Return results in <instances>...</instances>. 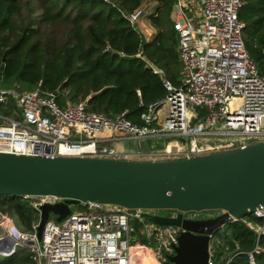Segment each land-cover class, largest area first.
<instances>
[{
  "label": "built area",
  "instance_id": "2783aa9c",
  "mask_svg": "<svg viewBox=\"0 0 264 264\" xmlns=\"http://www.w3.org/2000/svg\"><path fill=\"white\" fill-rule=\"evenodd\" d=\"M190 1L177 0L173 14L179 35L182 84L176 87L165 81L166 97L141 115L145 126L134 124L126 113L109 116L88 111L85 103L67 101L62 106L56 92H24L17 84L5 87L0 83V153L124 160L110 145L171 140L175 149L169 147V142L165 148L153 151L155 159L164 161L264 143V75L245 44L240 20L245 0H197L199 13L192 17ZM143 16L140 8L128 18L136 24ZM198 109L206 110L201 118ZM24 199L38 211L39 219L33 222L31 231L23 232L11 216L0 214V256L9 257L27 248L37 264H165L175 256L174 247L184 230L156 225L153 217L182 215L183 220L201 221L222 214L80 203L74 211L72 206L71 214L61 222L55 215L52 219L51 214L39 242L40 206L63 203L65 199ZM161 211L173 214L165 216L159 214ZM252 217V221L232 215L230 219L231 223L245 222L254 231L255 246L246 255L250 264H256V255L264 253V207ZM135 219L141 223L138 231L134 229ZM133 233H138L140 239ZM220 245L221 241L213 236L209 264H216ZM233 258L226 248L221 260L231 264Z\"/></svg>",
  "mask_w": 264,
  "mask_h": 264
},
{
  "label": "trees",
  "instance_id": "16d2710c",
  "mask_svg": "<svg viewBox=\"0 0 264 264\" xmlns=\"http://www.w3.org/2000/svg\"><path fill=\"white\" fill-rule=\"evenodd\" d=\"M147 1L158 6L149 20L157 32L145 42L128 16ZM176 4L177 0H0V83L17 84L24 92H56L62 106L67 101L86 103L88 111L126 113L134 124L145 126L141 115L166 97L165 81L182 84ZM240 20L247 50L264 75V0H245ZM198 113L201 118L206 110ZM0 214L11 216L23 232L31 231L39 219L30 201L18 196L0 195ZM252 219L249 215L245 221ZM215 238L221 241L216 264L226 263L221 260L226 248L234 254L231 264H250L246 253L253 250L256 236L245 222L228 224ZM255 262L264 264V253L256 255ZM0 264L37 263L22 248L12 256H0Z\"/></svg>",
  "mask_w": 264,
  "mask_h": 264
},
{
  "label": "water",
  "instance_id": "95a60500",
  "mask_svg": "<svg viewBox=\"0 0 264 264\" xmlns=\"http://www.w3.org/2000/svg\"><path fill=\"white\" fill-rule=\"evenodd\" d=\"M63 89L64 84L58 92ZM0 195L65 199L63 203L40 206L39 242L51 214L61 222L71 214V207L80 203L126 209L219 211L221 215L201 221L183 220L182 215L152 219L156 225L184 230L174 247L175 256L165 264H209L211 238L231 223L230 216L243 220L264 207V143L164 161L0 153ZM140 226L135 219L134 229L138 231Z\"/></svg>",
  "mask_w": 264,
  "mask_h": 264
},
{
  "label": "crops",
  "instance_id": "0c3cea01",
  "mask_svg": "<svg viewBox=\"0 0 264 264\" xmlns=\"http://www.w3.org/2000/svg\"><path fill=\"white\" fill-rule=\"evenodd\" d=\"M197 0L190 1V6L192 9V5L196 4ZM195 15H198L199 9L195 10ZM176 15H174L175 17ZM157 30L154 29L152 26H150V29L145 28L144 32H140L142 37L144 38L145 42L150 41L153 36L156 34ZM128 141H121L117 142L116 144L110 145L112 148H114L118 153H121L125 158V160H132V161H159V159H155L153 157V151H155L152 148V142L151 141H132L133 143H127ZM170 142V148L175 149L176 144L172 142L171 140H165V146L169 144ZM157 145V144H156ZM162 147V148H165ZM159 148V149H162ZM135 157H140L139 159ZM143 158V159H142Z\"/></svg>",
  "mask_w": 264,
  "mask_h": 264
},
{
  "label": "rangeland",
  "instance_id": "374dc122",
  "mask_svg": "<svg viewBox=\"0 0 264 264\" xmlns=\"http://www.w3.org/2000/svg\"><path fill=\"white\" fill-rule=\"evenodd\" d=\"M196 3V2H195ZM157 3H155V2H152V1H147V2H145V3H143V5H142V9L144 10V16L138 21V23H136V24H134L135 25V27L137 28V30L139 31V32H144V29L145 28H148V29H150V22H149V20H150V17L156 12V9H157ZM198 9V4H194V5H192V9H191V11H190V15H191V17L195 14V10H197ZM144 39V38H143ZM152 142V148L154 149V150H157V149H159V148H162V147H164L165 146V141H161V140H159V141H157V140H153V141H151ZM127 143H133L132 141H128ZM157 144V145H156ZM135 158H137V159H139L140 157H135ZM143 159V158H142ZM79 207L77 206V205H73V207H72V209H73V211L74 210H76V209H78ZM161 213H163V211H161ZM52 217V219H56V217L53 215V216H51ZM22 230V229H21ZM221 231H222V229H220ZM142 232H144V230L142 229ZM133 235H134V237L136 238V239H140V237H139V235H138V233H133Z\"/></svg>",
  "mask_w": 264,
  "mask_h": 264
},
{
  "label": "flooded vegetation",
  "instance_id": "af4514ba",
  "mask_svg": "<svg viewBox=\"0 0 264 264\" xmlns=\"http://www.w3.org/2000/svg\"><path fill=\"white\" fill-rule=\"evenodd\" d=\"M160 212V211H159ZM158 212V213H159ZM159 214H161V215H165V216H169V215H171V214H173L172 212H168V211H163V213H159Z\"/></svg>",
  "mask_w": 264,
  "mask_h": 264
}]
</instances>
